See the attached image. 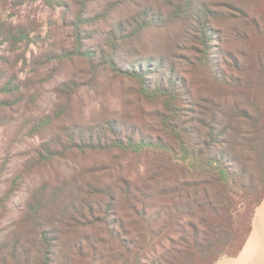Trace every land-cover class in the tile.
I'll return each mask as SVG.
<instances>
[{"label": "trees", "instance_id": "trees-1", "mask_svg": "<svg viewBox=\"0 0 264 264\" xmlns=\"http://www.w3.org/2000/svg\"><path fill=\"white\" fill-rule=\"evenodd\" d=\"M43 2L64 13L70 48L35 54L36 23L0 17V129L39 140L8 180L0 208L26 199L0 231V264L237 258L264 200V0ZM152 30L172 36L149 48ZM46 68L66 79L44 113ZM104 73L131 85L133 106L88 119L76 95Z\"/></svg>", "mask_w": 264, "mask_h": 264}, {"label": "rangeland", "instance_id": "rangeland-1", "mask_svg": "<svg viewBox=\"0 0 264 264\" xmlns=\"http://www.w3.org/2000/svg\"><path fill=\"white\" fill-rule=\"evenodd\" d=\"M64 13L60 9H50L43 0H36L29 4L0 6V17L4 20L15 23H26L34 21L36 27L40 29L44 42L39 41L29 48L38 54L40 51L48 49L50 46L58 48H70L72 45L71 28L64 21ZM171 31L152 30L144 38V44L152 47L164 40H169ZM180 55H187L186 52H177ZM180 60V59H178ZM84 71L81 64H76L71 70H64L67 75H74L75 72ZM53 69H44L40 75V88H38L37 103L40 112H50L58 101L55 88L65 81V74L55 73ZM100 80L103 86L98 89H89L82 85L79 89L75 103L81 110L84 117L90 118L109 112L113 116L117 114L127 115L133 105L126 102H134L132 88L128 82H120L111 74H102ZM39 144L36 138H27L16 131L15 127L0 129V207L4 200V193L8 188V180L13 173L24 162L28 152ZM37 180V179H35ZM26 199L23 191L17 193L13 199L5 201V209L0 208V231L5 229L13 219L16 218L18 210ZM216 264H264V239L253 235L248 250L241 253L235 259L222 258Z\"/></svg>", "mask_w": 264, "mask_h": 264}, {"label": "crops", "instance_id": "crops-1", "mask_svg": "<svg viewBox=\"0 0 264 264\" xmlns=\"http://www.w3.org/2000/svg\"><path fill=\"white\" fill-rule=\"evenodd\" d=\"M255 233H257L258 237H260L261 239H264V200L259 206V208L256 210V213L254 215L253 222H252V231H251L250 237L247 240L241 253H244L246 252V250H248L250 242Z\"/></svg>", "mask_w": 264, "mask_h": 264}]
</instances>
